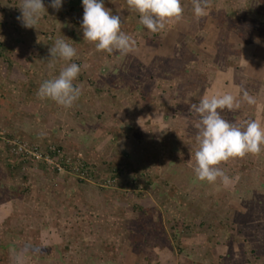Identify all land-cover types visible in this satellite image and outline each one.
<instances>
[{
  "label": "rangeland",
  "instance_id": "obj_1",
  "mask_svg": "<svg viewBox=\"0 0 264 264\" xmlns=\"http://www.w3.org/2000/svg\"><path fill=\"white\" fill-rule=\"evenodd\" d=\"M43 2L30 29L21 0H0V264H264V152L220 165L227 186L197 180L190 110L230 92L241 106L222 117L264 126V0H210L202 17L181 0L183 19L157 33L126 0H103L135 41L125 56L84 41L82 0ZM58 38L81 66L70 109L37 96L66 63L47 64Z\"/></svg>",
  "mask_w": 264,
  "mask_h": 264
},
{
  "label": "clouds",
  "instance_id": "obj_2",
  "mask_svg": "<svg viewBox=\"0 0 264 264\" xmlns=\"http://www.w3.org/2000/svg\"><path fill=\"white\" fill-rule=\"evenodd\" d=\"M126 3L130 10L139 14L140 24L152 33L163 31L169 23L183 19L181 0H126ZM82 4L84 14L81 29L84 41L93 43L97 51L109 54L115 52L125 56L134 51L135 41L131 35L122 31L121 17L105 7L103 0H82ZM62 5L63 0H50L49 6L59 11ZM192 6L194 15L202 17L207 14L210 0H192ZM19 9L21 16L17 20L23 27L30 29H37L47 12L43 0H21ZM49 56V69H54L58 61L66 63L57 76L40 84L37 96L70 109L82 95V86L75 83L81 66L72 62L78 59L77 49L65 38H58L49 48ZM243 100L249 104L255 103L247 91L243 92ZM240 106V102L230 92L211 96L205 94L198 103L191 105L190 110L199 117L196 125L198 147L194 154V174L197 180L209 184L219 180L227 186L231 179L221 170L220 165L231 159L264 152V126L259 121L249 120L241 126L222 117L221 112L225 109L231 112ZM149 118L152 119L151 116ZM160 119L162 116L153 120ZM141 120L145 119L139 118V124Z\"/></svg>",
  "mask_w": 264,
  "mask_h": 264
},
{
  "label": "built area",
  "instance_id": "obj_3",
  "mask_svg": "<svg viewBox=\"0 0 264 264\" xmlns=\"http://www.w3.org/2000/svg\"><path fill=\"white\" fill-rule=\"evenodd\" d=\"M12 148L13 153H15L16 155L23 157L30 156V158H32L33 160L44 163L46 166H48L54 171H63V164L55 160V158L52 156L54 154V151H52V153H49L47 151L43 152L37 147H28L25 144H15ZM68 162L69 161H67V163Z\"/></svg>",
  "mask_w": 264,
  "mask_h": 264
}]
</instances>
